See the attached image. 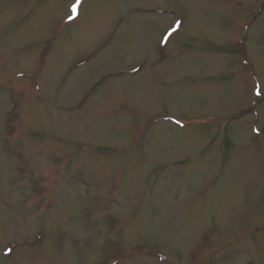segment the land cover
Segmentation results:
<instances>
[{
    "label": "rangeland",
    "instance_id": "rangeland-1",
    "mask_svg": "<svg viewBox=\"0 0 264 264\" xmlns=\"http://www.w3.org/2000/svg\"><path fill=\"white\" fill-rule=\"evenodd\" d=\"M72 3L0 0V264H264V0Z\"/></svg>",
    "mask_w": 264,
    "mask_h": 264
},
{
    "label": "snow or ice",
    "instance_id": "snow-or-ice-1",
    "mask_svg": "<svg viewBox=\"0 0 264 264\" xmlns=\"http://www.w3.org/2000/svg\"><path fill=\"white\" fill-rule=\"evenodd\" d=\"M80 3H81V0H75V3L70 4V6H69L70 15L68 17L70 20L74 19L75 15L78 14V6L80 5ZM181 23L182 22L179 21V20L175 21V25L172 26L169 30H167L166 33L162 36V38H161L162 43H167L169 37L174 32L177 31V29L180 27ZM254 92H255L256 96H260L261 95V91H260L259 85H255L254 86ZM254 131L259 132V129H254ZM11 251H12V249L9 248V249L6 250L5 254H7V253H9Z\"/></svg>",
    "mask_w": 264,
    "mask_h": 264
}]
</instances>
